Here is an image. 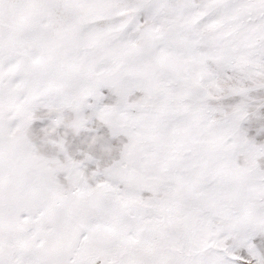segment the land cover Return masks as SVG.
<instances>
[{
    "label": "snow or ice",
    "instance_id": "snow-or-ice-1",
    "mask_svg": "<svg viewBox=\"0 0 264 264\" xmlns=\"http://www.w3.org/2000/svg\"><path fill=\"white\" fill-rule=\"evenodd\" d=\"M0 264H264V0H0Z\"/></svg>",
    "mask_w": 264,
    "mask_h": 264
}]
</instances>
